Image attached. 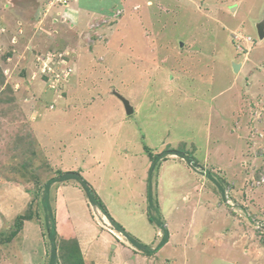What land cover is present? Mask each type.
<instances>
[{"label": "rangeland", "instance_id": "374dc122", "mask_svg": "<svg viewBox=\"0 0 264 264\" xmlns=\"http://www.w3.org/2000/svg\"><path fill=\"white\" fill-rule=\"evenodd\" d=\"M262 20L264 0H0V264H50L54 229L56 264H264ZM106 210L155 246L165 220L168 246L135 251Z\"/></svg>", "mask_w": 264, "mask_h": 264}, {"label": "trees", "instance_id": "16d2710c", "mask_svg": "<svg viewBox=\"0 0 264 264\" xmlns=\"http://www.w3.org/2000/svg\"><path fill=\"white\" fill-rule=\"evenodd\" d=\"M172 154L179 155L182 158H185L188 162H191V159L189 157H186L184 153L179 152V151H176V152L167 151L166 155L165 154H163V155L167 156V155H172ZM150 156H153V154L151 152H150ZM156 157L161 159L162 155L154 156V158H153L154 163H156ZM152 170H153V166L150 169V175L152 173ZM64 176H66V175H64ZM66 179H75L78 182H80L83 190L85 191V193L87 195V199H88L89 203L92 204L93 206H97V207H100L101 209H103V208L105 209V205H104L103 201L101 200V198L98 197L95 189L93 187H91V185L87 182V180L79 172H77V171L76 172H70L69 174H67V176L63 180H66ZM149 182H150V180H149ZM148 198H149L150 206H151V203L153 201V192H152L151 187L148 189ZM158 207H159V203H158ZM105 214L107 215L109 220L114 224V226L117 227V229L119 231H123L126 234V237L131 242V244L137 250L141 251L147 257L155 256V254L158 253L160 251V249H162L169 242V237H168L169 232H168V229L165 225V220H164V223L162 220H158L157 224H158L159 228H161L165 232V234L162 237V240L160 241V243L156 246V248H151L148 245L137 240L136 237H134L131 233L126 231V229L120 223L116 222V220H114V218L108 214L107 210H106ZM148 217H149V221L151 224H154L155 221H157L154 217L149 215V213H148ZM54 231H55V229H54ZM54 231H53V233H49V236H51L50 239H51V248H52V253H51V257H50L51 258L50 264H56V260H57V245H56V239H55L56 233H54ZM61 252H62V254H64V253L68 254L69 257L77 255V254H79L78 256L80 258L82 256L80 248L78 246V243H76L75 241H72L70 243L69 242L64 243L62 245Z\"/></svg>", "mask_w": 264, "mask_h": 264}, {"label": "water", "instance_id": "95a60500", "mask_svg": "<svg viewBox=\"0 0 264 264\" xmlns=\"http://www.w3.org/2000/svg\"><path fill=\"white\" fill-rule=\"evenodd\" d=\"M257 29H258L259 38L261 40H263L264 39V20H262L260 23L257 24ZM233 70H234L235 73H239L240 65L239 64L238 65H234L233 66ZM114 94L123 103V105H124V107L126 109V113L128 115L133 114L134 110H133L130 102L127 99H125V97H122L120 94H118L116 92Z\"/></svg>", "mask_w": 264, "mask_h": 264}, {"label": "crops", "instance_id": "0c3cea01", "mask_svg": "<svg viewBox=\"0 0 264 264\" xmlns=\"http://www.w3.org/2000/svg\"><path fill=\"white\" fill-rule=\"evenodd\" d=\"M161 235V233L159 231H156V233H154V235L151 237H149L150 241H148V243H145L146 245L150 246V247H155V244L159 241V236ZM144 243V242H143ZM169 243H167L162 249H160L159 253L162 252V250H164L167 246H168ZM156 254L157 256L159 255Z\"/></svg>", "mask_w": 264, "mask_h": 264}, {"label": "bare ground", "instance_id": "6f19581e", "mask_svg": "<svg viewBox=\"0 0 264 264\" xmlns=\"http://www.w3.org/2000/svg\"><path fill=\"white\" fill-rule=\"evenodd\" d=\"M256 28H257V26H256ZM135 52H136V51H135ZM139 52H140V51H139ZM229 60H234V59L229 58V59H228V62H229ZM238 64L240 65V69H241V67H242V62L237 63V62L234 61L233 66H234V65H238ZM172 68H173V67H172ZM183 68H184V67H183ZM124 77H126V76H124ZM79 78H80V77H79ZM190 81H191V80H190ZM136 82H137V81H136ZM99 90H100V89H99ZM78 92H79V91H78ZM121 96H122V95H121ZM122 97H124V96H122ZM125 99H126V98H125ZM128 101H129V100H128ZM132 108H133V107H132ZM164 183H165V182H164ZM164 183H163V184H164ZM163 186H164V185H163ZM171 225H173V224L171 223L169 226H171Z\"/></svg>", "mask_w": 264, "mask_h": 264}, {"label": "clouds", "instance_id": "9594fccd", "mask_svg": "<svg viewBox=\"0 0 264 264\" xmlns=\"http://www.w3.org/2000/svg\"><path fill=\"white\" fill-rule=\"evenodd\" d=\"M127 231V230H126ZM141 241V240H140ZM169 243V242H168ZM131 246L133 247V249L136 251L137 249L131 244ZM154 248H156V246L154 247ZM137 251H139V250H137ZM139 252H141V251H139ZM157 254V253H156ZM155 254V255H156ZM153 257V256H152Z\"/></svg>", "mask_w": 264, "mask_h": 264}]
</instances>
